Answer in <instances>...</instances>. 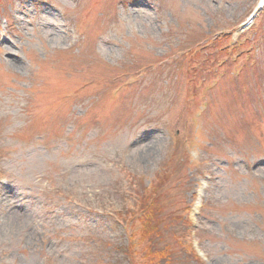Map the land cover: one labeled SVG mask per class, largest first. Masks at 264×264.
I'll list each match as a JSON object with an SVG mask.
<instances>
[{
	"label": "rangeland",
	"instance_id": "obj_1",
	"mask_svg": "<svg viewBox=\"0 0 264 264\" xmlns=\"http://www.w3.org/2000/svg\"><path fill=\"white\" fill-rule=\"evenodd\" d=\"M258 2L0 0V264H113L110 217L164 165L165 216L202 189L204 264H264V11L217 85L218 69L199 75L203 115L223 128L211 147L192 143L184 54Z\"/></svg>",
	"mask_w": 264,
	"mask_h": 264
},
{
	"label": "trees",
	"instance_id": "obj_2",
	"mask_svg": "<svg viewBox=\"0 0 264 264\" xmlns=\"http://www.w3.org/2000/svg\"><path fill=\"white\" fill-rule=\"evenodd\" d=\"M141 200L136 209L124 212V222H130L126 228L128 240L117 245L113 243L116 245L112 250L115 251L112 255L114 264H176L170 245L160 244V239H163V210L159 199L152 192H147ZM141 211L143 215L139 217Z\"/></svg>",
	"mask_w": 264,
	"mask_h": 264
}]
</instances>
